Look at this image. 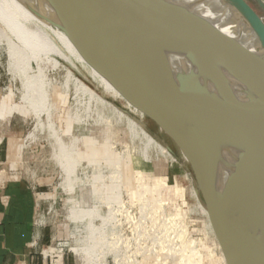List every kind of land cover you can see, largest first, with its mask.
I'll return each mask as SVG.
<instances>
[{"label":"water","instance_id":"obj_1","mask_svg":"<svg viewBox=\"0 0 264 264\" xmlns=\"http://www.w3.org/2000/svg\"><path fill=\"white\" fill-rule=\"evenodd\" d=\"M42 1L40 11L27 5L147 103L151 121L178 142L191 162L202 204L235 263L264 264V233L247 243L229 236L211 210L189 149L193 146L215 170L224 153L236 152L227 181L257 207L264 230V25L251 5L220 0L230 10L234 27L253 33L252 50L213 25L212 43L201 44L183 14L166 0ZM256 3L264 12V3ZM172 54L181 56L189 69L174 70L168 57ZM232 81L245 91L236 94Z\"/></svg>","mask_w":264,"mask_h":264},{"label":"rangeland","instance_id":"obj_2","mask_svg":"<svg viewBox=\"0 0 264 264\" xmlns=\"http://www.w3.org/2000/svg\"><path fill=\"white\" fill-rule=\"evenodd\" d=\"M5 61L6 57L0 56V118L6 130H14L8 135L20 139L14 141L22 152L15 161L16 174L32 181L34 173L35 184L44 185L37 198L35 223L47 231L48 242L40 248L50 246L62 257H70L73 264H90L86 255L72 248L68 220L70 209L85 206L83 200L79 201L87 189L76 187L70 196L62 193L66 175L57 156L56 137L38 131L40 125H47L48 114L56 136L72 144L71 156L101 202L100 214L109 216L112 237L108 236V241L113 248L103 264H232L225 247L209 233L206 218L196 208L191 189L199 193L191 162L170 132L150 117L144 122L134 120L163 141L167 157L156 156L152 147L132 142L123 126L115 127L105 141L94 126V115L86 114L81 107L85 100L79 97L81 104L75 105L72 87L64 92L65 72L58 68L45 72L53 88L46 90L42 110L34 112L26 104L32 94L27 82L8 72ZM73 105V112L79 109L77 118L68 114ZM87 129L90 134L84 132ZM30 131H35L36 137L28 148L26 135ZM6 132L2 129L0 134ZM92 222L98 225L100 221L95 218Z\"/></svg>","mask_w":264,"mask_h":264},{"label":"bare ground","instance_id":"obj_3","mask_svg":"<svg viewBox=\"0 0 264 264\" xmlns=\"http://www.w3.org/2000/svg\"><path fill=\"white\" fill-rule=\"evenodd\" d=\"M166 1L172 9L183 14L186 26L201 44L208 46L212 43L213 25L243 46L253 49L255 42L253 33L234 27L230 10L222 5L220 0ZM246 1L264 25V12L256 0ZM261 1L264 3V0ZM27 2L39 11L42 7L39 3L44 4L42 0H0V56L6 57L8 72L15 73L18 78L27 82L26 87L32 94L31 98H26V104L34 112L42 110L46 90L53 88V82L46 80L45 72L58 68L65 72L64 92L68 91V86L72 87L73 96L77 99L75 105L81 104L79 97L85 100L81 107L86 114L94 115V126L105 137V141L110 139L109 134H112L115 127L123 126L129 132L132 142L144 148L152 147L156 156L167 157L163 141L157 136H151L145 124L141 125V128L134 121L135 119L140 122L146 121L151 115V107L79 50L61 30L32 11ZM43 9L48 16L49 8L44 6ZM168 57L174 70L189 69L181 56L172 54ZM231 87L238 95L245 91L234 81L231 82ZM75 105L70 107L68 114L77 118L76 113L79 109L73 112ZM160 118L164 120L163 116ZM45 123L47 125H40L38 131L45 130L47 136L56 137L57 156L62 161L61 170L65 171L66 175L63 183L65 193L72 194L76 187L87 189L85 198L82 197L85 206L69 210L68 220L74 245L72 248L86 255L90 264H103L105 255L113 248V243L108 241V238L112 237L108 230L109 216L106 213L100 214L101 202H98L95 191L86 183L83 170L72 158V144L63 143L62 137L56 136L57 132L51 128L48 114ZM84 132L90 134L91 130L87 129ZM35 137V131L27 133L26 147L29 148ZM189 149L201 172L202 184L209 198L211 210L217 214L225 231L239 242L258 240L264 233L260 224V211L247 196L227 181L236 152L228 150L224 153L215 170L193 146H189ZM171 161L174 163L175 160ZM191 195L196 199L199 213L207 220L209 233L225 247L232 264H236L215 226L210 210L203 206L200 196L192 189ZM88 199L90 205L86 203ZM95 218L100 221L98 225L92 222ZM41 220L39 217L38 221ZM99 248L103 250L98 252Z\"/></svg>","mask_w":264,"mask_h":264},{"label":"crops","instance_id":"obj_4","mask_svg":"<svg viewBox=\"0 0 264 264\" xmlns=\"http://www.w3.org/2000/svg\"><path fill=\"white\" fill-rule=\"evenodd\" d=\"M4 126L0 118V131H9L0 134V264H73L70 257H61L55 251L43 262L32 255L31 242L36 241L38 246L48 242L47 231L35 224L37 198L44 191V185L35 184L38 181L34 173L32 181L16 174L15 161L21 158L22 152L14 141L20 139L11 138L8 134L14 130H6Z\"/></svg>","mask_w":264,"mask_h":264},{"label":"built area","instance_id":"obj_5","mask_svg":"<svg viewBox=\"0 0 264 264\" xmlns=\"http://www.w3.org/2000/svg\"><path fill=\"white\" fill-rule=\"evenodd\" d=\"M40 247L41 246H38L36 241L31 242L32 255L35 256L36 258H38L39 261H42V262L47 261L51 257V255L54 251V248H52L50 246H48L46 248H40ZM61 257H59V259H61Z\"/></svg>","mask_w":264,"mask_h":264}]
</instances>
